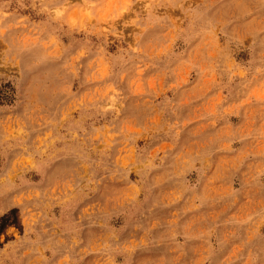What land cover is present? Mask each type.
Listing matches in <instances>:
<instances>
[{
    "label": "rangeland",
    "instance_id": "374dc122",
    "mask_svg": "<svg viewBox=\"0 0 264 264\" xmlns=\"http://www.w3.org/2000/svg\"><path fill=\"white\" fill-rule=\"evenodd\" d=\"M0 264H264V0H0Z\"/></svg>",
    "mask_w": 264,
    "mask_h": 264
},
{
    "label": "trees",
    "instance_id": "16d2710c",
    "mask_svg": "<svg viewBox=\"0 0 264 264\" xmlns=\"http://www.w3.org/2000/svg\"><path fill=\"white\" fill-rule=\"evenodd\" d=\"M2 97H3V95L0 93V105H1Z\"/></svg>",
    "mask_w": 264,
    "mask_h": 264
}]
</instances>
